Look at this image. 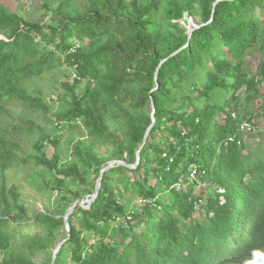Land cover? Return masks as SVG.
<instances>
[{"label":"trees","instance_id":"trees-1","mask_svg":"<svg viewBox=\"0 0 264 264\" xmlns=\"http://www.w3.org/2000/svg\"><path fill=\"white\" fill-rule=\"evenodd\" d=\"M42 7L47 24L0 4V264H34L62 233L55 261L51 254L44 264H264V131L247 146L240 124L254 121L237 113L241 94L248 104L261 93L264 62L259 74L246 64L264 53V0H42ZM186 13L200 19L192 34L180 23ZM57 66L69 78L52 116L56 132L39 128L34 154L22 158L9 104L48 115L44 92L32 94L30 80ZM260 110L264 117V101ZM76 127L84 133L69 139L64 160L60 133ZM100 146L111 149L108 157ZM141 147L137 167L106 170L96 200L78 203L67 223L74 203L94 194L90 177L112 161L135 165ZM29 160L51 173L44 188L58 195L53 211L31 216L19 188L6 183L7 171ZM194 168L204 175L193 178ZM204 179L212 186L206 198L195 191ZM129 215L128 226H115Z\"/></svg>","mask_w":264,"mask_h":264},{"label":"rangeland","instance_id":"rangeland-1","mask_svg":"<svg viewBox=\"0 0 264 264\" xmlns=\"http://www.w3.org/2000/svg\"><path fill=\"white\" fill-rule=\"evenodd\" d=\"M0 4L9 7L12 10L18 11L21 16H26L41 22L42 24H47L51 21V13L45 14L42 7V0H0ZM176 22V21H174ZM200 19L198 17L190 16L186 13L184 19L180 21L181 25L185 26L189 34H192L191 31L195 30L198 26ZM264 62V53L257 54L254 57H249L246 64L247 69L251 70L253 74H259L261 64ZM66 66H57L54 70L46 71L40 78H32L30 80V87L32 94H37L35 90L41 89L44 92V102L50 104L52 110L46 115L41 109H33L28 104L20 101L13 100L9 104V109L11 110L13 120L11 121V128L14 133H17L14 129L18 131L17 138L20 146L22 147V152L19 155L22 158H27L31 153L34 154L32 149V144L38 138L39 128H43L47 131L53 132L55 134V125L56 122L53 120V114L59 111L62 107V103L59 104V100L64 97V90L61 86L66 78H69V72H67ZM258 84L260 94L259 96L246 104L245 96L241 94L240 102L243 103L242 108L238 109L237 113L242 115L245 112H249L253 123L256 125V131L253 134L245 136V144L249 147H252L258 142L259 132L264 131V117L261 114L260 105L264 101V76H258ZM231 100V99H230ZM233 108V103H230L228 110ZM153 105L148 106L147 110L153 112ZM28 120L33 122L35 125V130L29 131L30 126L25 124V121ZM260 130V131H259ZM113 131L119 135L120 131L116 130V126L113 127ZM259 131V132H258ZM84 133L81 127H76L74 130L69 128H63L61 131V144L60 150L63 155V159H70L71 154L68 148V142L71 137H79ZM99 153L103 157H108L111 153V149L107 146H100L98 148ZM47 154L51 156L54 152L51 146L47 148ZM51 177V173L45 172L42 167L36 166L31 160L27 164H21L18 167H14L7 171L6 173V183L8 186H17L21 192L22 199L25 205L29 208L30 215L33 216L37 211H53L57 207L58 195L56 192H52L50 189L44 188L45 181ZM99 178V177H98ZM94 175L90 177V184L88 188L93 186L96 187L97 180ZM119 188V186H117ZM196 193L202 195L203 198H206L212 190L211 184L208 182V179L204 181H199L196 183ZM93 194H86L83 200H89ZM130 194L127 193L126 198ZM134 202V201H133ZM132 202V203H133ZM83 205L85 208L88 207V203L84 202ZM137 205V202H136ZM199 216V215H197ZM196 216V217H197ZM68 225L66 226V231L68 232ZM66 232V233H67ZM65 233H62L58 238H56L55 244H53L49 253L39 251L36 255L31 257L34 264H44L47 260L51 258V254L54 257L57 247L65 239ZM29 256V255H28ZM4 256L1 255L0 259H3Z\"/></svg>","mask_w":264,"mask_h":264},{"label":"water","instance_id":"water-1","mask_svg":"<svg viewBox=\"0 0 264 264\" xmlns=\"http://www.w3.org/2000/svg\"><path fill=\"white\" fill-rule=\"evenodd\" d=\"M198 27V26H197ZM196 27V28H197ZM194 31V30H193ZM193 31H191V33L193 32ZM154 112H155V110H153V113H152V115H154ZM155 123V119L153 120V124ZM153 124L151 125V127L149 128V130H148V132H147V134H146V136H145V140H144V143L146 142V139H147V137H148V134H149V131H150V129L152 128V126H153ZM144 143H143V145H142V147L144 146ZM142 147L140 148V150L138 151V153H137V163L135 164V165H128L125 161H120V160H116V161H112V162H110L109 163V165L105 168V169H103L102 171H101V173H100V176H99V178H98V180H97V184H96V189H95V192H94V194L91 196V198L89 199V200H83V201H76L75 203H74V205L67 211V213L65 214V220H66V222L68 223V217H69V215L73 212V210H74V207L79 203L80 205L81 204H83L84 202H87L88 203V207L91 205V203L92 202H94L95 200H96V198L98 197V194H99V190H100V188H101V182H102V178H103V174H104V172L106 171V170H108V169H110V168H113V167H115L116 165H121V164H123V165H127L128 167H130V168H136L137 167V165L139 164V162H140V152H141V149H142ZM82 207H84L83 205H81ZM68 231H70V228L68 227ZM65 242V240L63 241V242H61L60 244H59V246L57 247V250H56V252H55V255H54V261H55V259H56V255L58 254V252L61 250V247H62V245H63V243Z\"/></svg>","mask_w":264,"mask_h":264},{"label":"built area","instance_id":"built-area-1","mask_svg":"<svg viewBox=\"0 0 264 264\" xmlns=\"http://www.w3.org/2000/svg\"><path fill=\"white\" fill-rule=\"evenodd\" d=\"M233 118L236 119L237 118V114H233ZM256 129V125H254L252 122L245 120L240 124V131L244 134V138L242 140V142L245 143V136L248 133H251L253 131H255ZM49 146V145H48ZM202 172L198 169V168H194L192 171V177L195 178L197 176H203L204 174H201ZM139 203H143V201H139ZM205 203V200L203 198H201L200 200H198L196 202V206H195V210L196 212L200 211V207L201 205ZM132 221V216L129 215L126 218L123 217H118L116 222H115V226L118 227L119 225H124V226H128L129 222Z\"/></svg>","mask_w":264,"mask_h":264},{"label":"clouds","instance_id":"clouds-1","mask_svg":"<svg viewBox=\"0 0 264 264\" xmlns=\"http://www.w3.org/2000/svg\"><path fill=\"white\" fill-rule=\"evenodd\" d=\"M253 255H254V257H255V256H260L261 253L256 252V253H254ZM247 264H257V261H256L255 259H253V260L248 261Z\"/></svg>","mask_w":264,"mask_h":264}]
</instances>
